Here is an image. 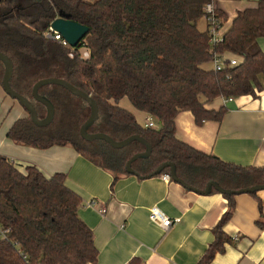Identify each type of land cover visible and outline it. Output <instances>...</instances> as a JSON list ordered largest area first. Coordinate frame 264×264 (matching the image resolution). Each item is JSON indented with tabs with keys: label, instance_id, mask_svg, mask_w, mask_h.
Here are the masks:
<instances>
[{
	"label": "trees",
	"instance_id": "16d2710c",
	"mask_svg": "<svg viewBox=\"0 0 264 264\" xmlns=\"http://www.w3.org/2000/svg\"><path fill=\"white\" fill-rule=\"evenodd\" d=\"M210 1L1 0L0 52L14 65L11 88L35 106L41 120L47 110L33 98L37 82L58 78L90 95L99 106V119L89 133H103L118 142L140 136L152 145V155L133 165L141 177L172 162L179 178L200 190L211 181L226 190L262 185L264 168L225 163L177 138L181 112H191L198 124L220 122L227 109L207 106L221 98L256 96L258 77L264 73V53L258 47L264 38V0L239 12L215 47L217 53L240 60L238 66L221 72L213 70L208 33L198 27ZM60 14L89 28L81 46L90 51L89 59L80 54L70 58L69 48L46 37ZM4 74L0 62L1 86ZM39 94L53 103L54 121L44 128L33 124L29 115L16 121L7 134L14 144L40 150L70 145L122 175L127 174L128 161L145 152L138 141L122 150L102 141H85L80 129L90 117L89 104L56 85L44 86ZM124 99L155 118L160 128L141 125L119 105ZM169 172L167 168L163 174ZM224 197L229 211L201 264H210L230 241L223 227L233 216L236 196ZM81 205V197L67 187L66 175L48 178L35 165L21 172L0 154V264L94 263L99 253L93 232L79 216Z\"/></svg>",
	"mask_w": 264,
	"mask_h": 264
},
{
	"label": "crops",
	"instance_id": "0c3cea01",
	"mask_svg": "<svg viewBox=\"0 0 264 264\" xmlns=\"http://www.w3.org/2000/svg\"><path fill=\"white\" fill-rule=\"evenodd\" d=\"M260 1L253 0L237 10L230 20L218 5L226 18L222 36L239 12L256 8ZM258 47L264 53V38L258 41ZM258 88L256 96L227 102L221 98L209 104L208 110L227 109L220 122L198 124L191 112H181L176 119L178 140L228 164L264 168V73L258 77ZM15 101L0 85V109L15 111L11 120H0V154L14 161L21 172L35 165L48 178L66 175L67 187L82 199L79 216L94 234L99 254L90 264H201L216 241L215 229L229 211L224 195L194 193L173 180H164L163 174L143 178L115 174L70 145L45 150L18 146L7 134L28 113ZM125 107L145 126L142 119L149 118L148 114L131 103ZM0 112L4 117L3 110ZM234 201L233 216L223 227L230 241L223 244V251L216 253L210 264H264V190L256 195H237ZM90 202L95 205L88 206ZM155 207L181 222L163 231L150 221V210Z\"/></svg>",
	"mask_w": 264,
	"mask_h": 264
},
{
	"label": "water",
	"instance_id": "95a60500",
	"mask_svg": "<svg viewBox=\"0 0 264 264\" xmlns=\"http://www.w3.org/2000/svg\"><path fill=\"white\" fill-rule=\"evenodd\" d=\"M51 27L54 31L61 34L62 37L73 48L79 46L80 43L85 39V37L89 33L88 27L71 20L68 15H64V14H60V16L52 23ZM0 62L5 67V74H4L3 81H2V88L4 92L8 96H10L12 99L19 102V104L26 110V112L30 116L33 124H35L38 127L44 128V127L50 126L53 123L54 118H55V107L50 100L40 96L39 91L44 86H51V85L60 86L66 89L67 91H69L72 95L86 101L90 106V110H91L90 117L80 129V134H81L82 139H84L87 142L102 141L116 150H122L128 147L134 141H138L140 144H142L145 147V152L133 156L126 165V172L128 174L141 177L139 173H137L133 169V165L136 161L140 159H148L152 155L153 148L149 142H147L144 138L140 136H132L130 138H127L126 140L118 142L114 140L113 138H111L110 136L103 134V133H97V134L89 133V129L99 119V106L97 102L90 95L77 89L69 82L62 80V79H58V78H48V79L41 80L37 82L35 86L33 87V90H32L33 98L38 103H41L42 105H44L47 110L46 117L43 120H41L38 117V113L36 111L35 106L27 98L15 92L11 88L10 82H11V79L14 73V65H13L12 60L9 57H7L5 54L0 52ZM167 168L170 169L169 174L171 176V179L175 183H178L182 185L184 188H186L187 190L200 194V195H210L211 193H213V191H216L225 196H237L241 194H255V193H258L259 191L264 190V184L253 186L250 188H244L241 190H226L223 187H221L217 182H214V181L209 182L206 185V188L204 190H200L198 188H195L189 185L182 179H180L177 174L176 165L172 162H167V163L162 164L161 166L157 168L155 172H153L148 177L160 176L164 173V171Z\"/></svg>",
	"mask_w": 264,
	"mask_h": 264
},
{
	"label": "built area",
	"instance_id": "2783aa9c",
	"mask_svg": "<svg viewBox=\"0 0 264 264\" xmlns=\"http://www.w3.org/2000/svg\"><path fill=\"white\" fill-rule=\"evenodd\" d=\"M1 1V0H0ZM218 0H211L205 7H204V17L207 21V30L210 45L212 46V66L213 70L216 72H221L225 70L226 68H232L236 67L240 64V60L236 57H228L227 54H219L215 51V47H217L220 43L223 42V36L222 31L225 24V21L221 18V16L218 13V7H217ZM52 26V24H51ZM50 26L49 32L47 33L46 37L55 41H58L62 46L69 48L70 53L69 57L74 58L77 54H80L82 59H89L90 58V51L86 46H82L83 42L80 43L79 46L73 48L69 45V43L62 37L61 34L54 31L52 27ZM232 98L227 101H231ZM146 128L151 129H159L160 125L157 122V120L151 116L146 120L145 123ZM163 179L166 181H172L170 174H163ZM95 205V203L90 202L87 205L92 206ZM150 221L161 228L163 231L168 232L173 227L178 225L181 222V219H172L168 217L166 214H164L159 208H152L150 210L149 215Z\"/></svg>",
	"mask_w": 264,
	"mask_h": 264
},
{
	"label": "rangeland",
	"instance_id": "374dc122",
	"mask_svg": "<svg viewBox=\"0 0 264 264\" xmlns=\"http://www.w3.org/2000/svg\"><path fill=\"white\" fill-rule=\"evenodd\" d=\"M252 1L253 0H218L217 7L219 5V7L226 12L227 16L229 17L228 20H230L233 17V15L236 13L237 10L242 9V8L246 7L247 5H250L252 3ZM257 1L258 0H256V2ZM227 25H228V23L225 25V28L227 27ZM198 27H199V29L201 31L206 32V30H207V21H206L205 17L200 20V22L198 23ZM12 100H14V99H12ZM18 105L19 104L17 103L16 106H18ZM119 105L126 109L125 106H130V103H129L128 99H124V100H122L120 102ZM9 109H10V111L9 110H5V112H4V108L0 109V111L3 110V112H4V117H0L1 123H4L6 119L11 120V118H12L11 116L14 115V112H15L14 108L13 109L9 108ZM147 119L148 118L144 117L142 120L146 123ZM57 125H58V122H57Z\"/></svg>",
	"mask_w": 264,
	"mask_h": 264
}]
</instances>
